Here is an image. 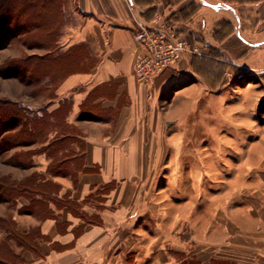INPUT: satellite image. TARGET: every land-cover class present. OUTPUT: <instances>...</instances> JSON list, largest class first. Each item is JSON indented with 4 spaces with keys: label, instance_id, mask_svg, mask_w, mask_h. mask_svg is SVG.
Returning a JSON list of instances; mask_svg holds the SVG:
<instances>
[{
    "label": "crops",
    "instance_id": "crops-1",
    "mask_svg": "<svg viewBox=\"0 0 264 264\" xmlns=\"http://www.w3.org/2000/svg\"><path fill=\"white\" fill-rule=\"evenodd\" d=\"M65 16L55 53L80 54L78 70L50 82L48 97L26 101L28 87L17 80L13 95L5 94L40 118L49 115L48 137L33 149L39 182L57 188L44 200L42 218L13 209L22 234L37 232L40 251L12 241L18 264H131L155 236L152 184L164 169L153 172L172 165L169 151L182 148L187 119L200 167L209 173L194 181L202 184L195 245L242 247L228 261L264 264V90L256 88L264 87V0H68ZM169 18L180 21V37L203 55L185 54L143 85L135 76L143 54L138 20L152 28ZM230 66L252 81L228 76L216 90L223 79L216 72L229 74ZM56 164L70 169L49 172Z\"/></svg>",
    "mask_w": 264,
    "mask_h": 264
},
{
    "label": "rangeland",
    "instance_id": "rangeland-1",
    "mask_svg": "<svg viewBox=\"0 0 264 264\" xmlns=\"http://www.w3.org/2000/svg\"><path fill=\"white\" fill-rule=\"evenodd\" d=\"M173 23L179 25L178 35L179 38H181L180 23L175 21H173ZM64 26L65 25H63V27L61 28V33L64 29ZM39 39L45 42L46 37L40 38L38 35V37H36L34 41L37 42V40ZM186 42L189 43L188 41ZM189 44L192 45L191 43ZM192 46L195 47L194 45ZM39 50L44 51V53L40 54ZM48 51L39 48L28 49L17 41L13 43L8 49L0 52V70H3V72L5 70L4 73H8V67L16 66L14 65V62L22 60L23 58L28 56H44L48 54ZM30 63L36 64L37 60L34 59ZM75 63L76 60L70 61L69 68L67 65L65 66V63L63 66L59 65V68H56V65L52 64L54 68L57 69H52L51 71L52 75L54 76L53 84L56 85V83H59L69 73L74 72L77 67L75 69L71 68ZM77 64L79 63H76L75 65ZM43 65L51 66L49 62H43ZM21 75L23 77L25 76V80L22 82H24V85H27V87L29 88H27V94L29 96H27V99H25L26 101L31 100L32 102V99L34 97H32L31 95L34 94H42L46 95L47 97L50 96L49 85L43 86V84L37 83L30 84L28 82L30 80V74H24L23 72H21ZM232 77L235 80L239 79L244 81H252L253 79L250 74H243L238 78L232 75L230 78L232 79ZM8 79H10V83L7 82ZM16 80L21 82L20 79L7 78V76H3L0 74V100L16 103L22 106V100L11 101L5 95L8 94L7 90H10V95H13V90H16L17 88V85H14L17 84L14 83L17 82ZM254 82H260V78H254ZM4 83L8 87L6 85L4 86ZM46 87H48L47 90H45ZM256 88H258V90H264L263 86H257ZM262 122L264 123L263 119ZM184 126L187 127V130L189 132L185 136L182 148L178 151H169L168 159H174L172 161V165L165 166L164 168H155V171L153 172V175H161L160 173L164 169L162 172V176L152 184V204L153 214L155 218V223H153L156 224V228L153 225V232L155 235L154 239L150 238L148 232L149 237H147L146 240L148 245L144 243V240L141 244V246L143 247H141L140 256H132L130 258L132 260L131 264H237L228 261L229 259L227 257L238 255L237 252H243L244 250L242 247L236 246L213 247L205 244L201 246L195 245V241L193 239L194 233L192 232L195 224V210L197 209L195 207V203L198 201L195 200V192L199 191L202 184L194 181L199 177V175H201L203 179H209V173L207 172L206 176H204L205 172H203V168L200 167L202 162L198 156L200 152H197L195 150L196 148L193 144V120L187 119ZM49 128L50 126L47 125L45 130H49ZM9 134L10 135L8 136H15L13 137V139L16 138V140L14 139L13 142H19V145H17L18 147L12 148L5 152H3L4 148L0 149V185H4L6 187L10 186L6 188L7 193H5V191H0V239L3 237V232H5L4 229H6L8 232H13L16 236H18V233H22L18 230L19 224L16 220L17 214H14L13 209L17 210V207L20 206L21 215H27L36 212V214H38V216L42 218L44 217V210L47 205L44 200L48 199L51 194L57 191L56 186L50 183H40L39 179L42 176L38 174V172H36L37 166L35 164V153L39 151L35 152L33 146L35 143H42V141H45L47 137L42 134L38 136L35 135L34 137L30 136V133L27 132L25 128H19L16 131H11ZM204 155L208 156L209 154L206 151ZM69 169V167L62 168L56 164V167L52 169L50 168L49 172L62 173L66 170L68 171ZM156 170H158V173L156 172ZM184 179H188L189 182H182L181 180ZM169 180L170 183L168 182ZM177 180H180V182H177ZM16 187H19V190L29 191L32 194L30 193V195H28L24 192L20 194L19 191L12 193V191ZM33 192H36L35 196L33 195ZM38 196H43V200L38 201ZM32 198H34L36 202V204L34 205L31 200ZM30 222L33 221H29V224ZM162 231L164 232V236L162 235ZM33 232L36 231L32 228L30 230V233L33 234ZM216 235V238H220L222 232L218 231ZM231 250L233 252H231ZM254 250H256V248H254ZM130 251L133 252V247L130 249ZM261 252H263L264 254V249L261 250ZM248 254H255V252L252 251ZM249 257L251 258V260L256 259L255 255H250ZM137 258H140V260L136 261ZM197 259H200L201 261L199 262L197 261ZM129 263L124 261L122 264Z\"/></svg>",
    "mask_w": 264,
    "mask_h": 264
},
{
    "label": "trees",
    "instance_id": "trees-1",
    "mask_svg": "<svg viewBox=\"0 0 264 264\" xmlns=\"http://www.w3.org/2000/svg\"><path fill=\"white\" fill-rule=\"evenodd\" d=\"M67 2L68 0H0V52L8 49L17 41L28 49L39 48L47 51L49 50L47 55L28 56L14 62V65L17 67H8V73H4L5 70L4 72L0 70L1 75L7 76V78H17L24 81L25 76L23 77L21 72L24 74L29 73L30 80L28 82L30 84L37 83L48 86L50 82H54V76L51 72L52 69L59 68V65L63 66L64 63L65 66L67 65L69 68V62L76 60L75 58L77 56L80 62V54L76 56L74 54L55 53L59 48L58 39L61 35V28L65 25L66 21L65 7ZM198 10V8H193L190 12L192 15H195ZM191 14L189 16H191ZM173 21L180 22L173 18L166 20V22ZM38 35L40 38L46 37L45 42L40 39L37 40V42L34 41ZM81 48V45L77 47V49ZM34 59L37 60V63H30ZM43 62H49L51 66H44ZM52 64H55L56 68H54ZM75 66L74 64L71 69H75ZM77 70L78 69H75L74 71ZM230 70L231 72L229 74L224 73V75H221L220 70V72H216L219 81L223 78L219 82V86L216 90L228 84V82H225L228 76L234 75L238 78L243 74H248L247 71L233 66H230ZM47 89L48 87H46L45 90ZM49 120L50 117L47 113H43V117L40 118L37 113L19 104L0 100V149L4 148V151H2L5 152L18 147L17 145H19V142H13L14 139L16 140V138L13 139L15 136L8 135H10L9 133L11 131H16L19 128H25V130L30 133L29 135L33 137L41 134L48 137L46 133L48 130H45V128L47 125L49 126ZM7 187L0 185V191H5V193H7ZM18 188L19 187L14 188L12 193L16 191H19L20 194L24 192L30 195L31 193L29 191L19 190ZM35 193L36 192H33L34 196ZM34 198L31 199L33 205L36 204ZM4 230L7 237L0 241V264H18L22 261L21 255L15 252L12 241L20 246L23 251H31L35 254H39L40 251L35 242L38 237L36 232H33V234L18 233V236H16L13 232H8L6 229Z\"/></svg>",
    "mask_w": 264,
    "mask_h": 264
},
{
    "label": "built area",
    "instance_id": "built-area-1",
    "mask_svg": "<svg viewBox=\"0 0 264 264\" xmlns=\"http://www.w3.org/2000/svg\"><path fill=\"white\" fill-rule=\"evenodd\" d=\"M138 24L143 54L136 63L135 76L143 85H151L157 76L183 60L185 54L202 55L199 48L179 38L176 23L162 21L152 28L140 20Z\"/></svg>",
    "mask_w": 264,
    "mask_h": 264
}]
</instances>
